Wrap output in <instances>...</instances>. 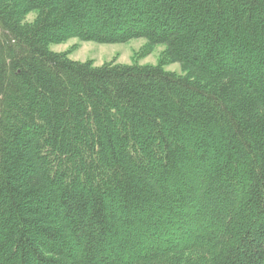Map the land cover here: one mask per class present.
Segmentation results:
<instances>
[{
	"label": "trees",
	"instance_id": "16d2710c",
	"mask_svg": "<svg viewBox=\"0 0 264 264\" xmlns=\"http://www.w3.org/2000/svg\"><path fill=\"white\" fill-rule=\"evenodd\" d=\"M0 264H264V0H0Z\"/></svg>",
	"mask_w": 264,
	"mask_h": 264
},
{
	"label": "rangeland",
	"instance_id": "374dc122",
	"mask_svg": "<svg viewBox=\"0 0 264 264\" xmlns=\"http://www.w3.org/2000/svg\"><path fill=\"white\" fill-rule=\"evenodd\" d=\"M146 41L144 38H138L125 43H98L71 38L62 43L51 44V49L56 52H67L73 60L91 61L97 66L111 61L123 64H158L165 46L159 44L147 52ZM165 69L183 73L179 63L166 65Z\"/></svg>",
	"mask_w": 264,
	"mask_h": 264
}]
</instances>
